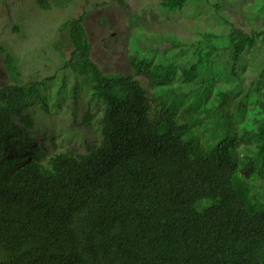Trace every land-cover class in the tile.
Wrapping results in <instances>:
<instances>
[{"label": "trees", "instance_id": "obj_1", "mask_svg": "<svg viewBox=\"0 0 264 264\" xmlns=\"http://www.w3.org/2000/svg\"><path fill=\"white\" fill-rule=\"evenodd\" d=\"M83 25L81 15L60 30L71 47L65 67L102 105L98 145L47 157L24 113L43 83L0 87V264H264V66L245 90L235 70L257 44L264 51V28L172 42V71L138 50L130 66L149 95L131 76L99 70ZM189 47L197 60L186 70ZM5 64L18 75L11 57ZM206 68L202 88L186 89ZM213 71L232 87L213 88Z\"/></svg>", "mask_w": 264, "mask_h": 264}, {"label": "rangeland", "instance_id": "obj_2", "mask_svg": "<svg viewBox=\"0 0 264 264\" xmlns=\"http://www.w3.org/2000/svg\"><path fill=\"white\" fill-rule=\"evenodd\" d=\"M47 1L49 9L44 10L38 0H0V87L43 83L40 99L34 100L24 113L33 119L30 133L36 143H45L47 157L69 148L85 152L87 145L100 142L102 105L90 99L86 79L65 67L71 51L67 34L60 30L65 21L83 15L91 59L99 70L105 75L131 76L149 95L147 79L130 66V57L138 50H151L147 56L151 63L163 58L170 65L178 49L164 53V47L172 42L194 44L205 32L222 36L229 25L246 34L264 28V0H187L180 10L163 8L162 0ZM187 52L180 56V64L189 61L186 70L197 60L192 57V47ZM6 56L13 60L18 75L7 69ZM223 60V56L213 59L209 68ZM239 63L240 70H235L245 90L264 66V51L257 44ZM168 68L170 71L173 66ZM207 68L202 69L197 84H186V89L202 88ZM178 72L175 69L174 84L181 83ZM238 83L235 80L233 86ZM212 87L224 89L232 84L215 75ZM237 101L239 96L235 106ZM86 113L93 115L89 125L83 122Z\"/></svg>", "mask_w": 264, "mask_h": 264}]
</instances>
